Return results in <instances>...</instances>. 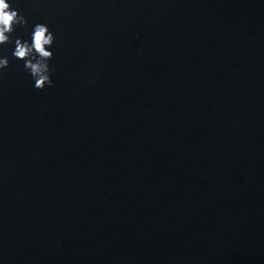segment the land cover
I'll use <instances>...</instances> for the list:
<instances>
[{"label": "water", "instance_id": "obj_1", "mask_svg": "<svg viewBox=\"0 0 264 264\" xmlns=\"http://www.w3.org/2000/svg\"><path fill=\"white\" fill-rule=\"evenodd\" d=\"M9 2L0 264H264V0Z\"/></svg>", "mask_w": 264, "mask_h": 264}, {"label": "clouds", "instance_id": "obj_2", "mask_svg": "<svg viewBox=\"0 0 264 264\" xmlns=\"http://www.w3.org/2000/svg\"><path fill=\"white\" fill-rule=\"evenodd\" d=\"M27 24V18L14 9L9 0H0V45L13 43L11 33L15 31L16 26ZM55 36L45 23H37L31 33V42L15 38L13 56L24 60V67L30 72L34 79V87L44 89L46 86H52V69L49 61L53 57V52L49 49L54 44ZM9 66V60L6 56H0V78L4 75V69Z\"/></svg>", "mask_w": 264, "mask_h": 264}]
</instances>
